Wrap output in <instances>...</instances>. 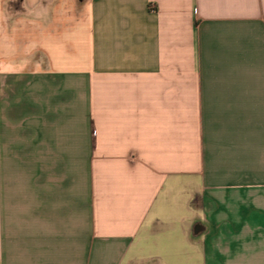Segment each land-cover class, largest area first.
<instances>
[{"label":"crops","instance_id":"0c3cea01","mask_svg":"<svg viewBox=\"0 0 264 264\" xmlns=\"http://www.w3.org/2000/svg\"><path fill=\"white\" fill-rule=\"evenodd\" d=\"M0 264H264V0H0Z\"/></svg>","mask_w":264,"mask_h":264}]
</instances>
